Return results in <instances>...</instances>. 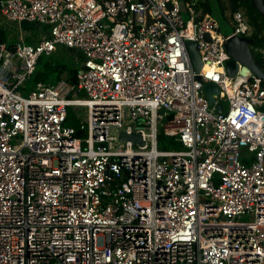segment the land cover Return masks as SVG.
I'll return each instance as SVG.
<instances>
[{"label":"built area","instance_id":"1","mask_svg":"<svg viewBox=\"0 0 264 264\" xmlns=\"http://www.w3.org/2000/svg\"><path fill=\"white\" fill-rule=\"evenodd\" d=\"M0 18L45 28L0 42V264H264V81L226 71L241 11L230 33L183 0H0ZM62 49L75 83L28 88Z\"/></svg>","mask_w":264,"mask_h":264},{"label":"trees","instance_id":"2","mask_svg":"<svg viewBox=\"0 0 264 264\" xmlns=\"http://www.w3.org/2000/svg\"><path fill=\"white\" fill-rule=\"evenodd\" d=\"M188 0H184L187 2ZM223 0H215V7L220 11V21L225 22L226 18L223 14L222 8ZM229 4L230 14L238 11H242L245 16L247 23L250 27L249 38L252 43L250 44V54L254 62L261 68H264V0H226ZM206 6L208 9H204L202 15L213 13V8L207 2ZM210 7V8H209ZM196 14V13H195ZM201 16H198L197 19H200ZM0 42L7 43V38L2 29H0ZM26 42L29 43V39H26ZM12 46V44H9ZM52 55H50L51 57ZM46 57V56H45ZM48 57V56H47ZM39 61L37 62L36 69L34 74L28 81V88H31L34 84L38 82L55 84L61 80V76L64 71L67 70L68 78L66 81L69 83H75V72L77 68L70 69L66 64L61 62H51L46 66L44 72L38 71ZM71 114L68 115V123L75 125L70 120ZM158 148L160 150H169V149H180V145L176 142H173L171 139L165 138L162 134H159L158 137Z\"/></svg>","mask_w":264,"mask_h":264},{"label":"water","instance_id":"3","mask_svg":"<svg viewBox=\"0 0 264 264\" xmlns=\"http://www.w3.org/2000/svg\"><path fill=\"white\" fill-rule=\"evenodd\" d=\"M253 2H256V0H253ZM251 43L252 41L249 37H231L226 41L225 49L231 57L230 61L226 63V71L228 76L232 77L235 75L238 69L237 63H239L241 65L239 70L240 75L247 76L249 74H253L264 81V70L254 62L250 54ZM186 45L192 66L194 70L198 72L201 67V61L196 46L191 42H188ZM204 92L206 94L207 103L212 105L214 102L213 96L218 95L217 88L212 84H206L204 86ZM216 109L217 111H221V107L219 105H216ZM76 136L80 137L82 136V133L78 132ZM119 140L123 142L130 141L142 144L140 135L136 133L131 135L120 133Z\"/></svg>","mask_w":264,"mask_h":264},{"label":"rangeland","instance_id":"4","mask_svg":"<svg viewBox=\"0 0 264 264\" xmlns=\"http://www.w3.org/2000/svg\"><path fill=\"white\" fill-rule=\"evenodd\" d=\"M222 8L224 10L223 14H224L226 20H228L231 14H230V9H229V4L226 0L222 1ZM212 16L214 18H216L220 22V24L223 25L222 30L224 32L230 33V29H227L224 26V22L220 21V19H219L220 16H222L220 14V11L213 8ZM182 17L184 20H186L188 15L184 12V13H182ZM11 26L12 27H10V25H8V23L0 26V28L4 31V33L6 35L8 45L15 43L19 38V25L15 23ZM23 30L22 31L25 32V34H27V33H30L31 35L34 34V36L37 38L43 33L44 27L38 26L34 30H28V29L23 28ZM36 38L32 37V40L36 41L35 40ZM51 62L64 63L67 65L68 71H69L70 69L77 68L78 65L82 62V59H81L80 54L75 52V51L64 50V49L58 50L55 53H53L51 57L50 56H48V57L42 56L40 58L39 65H38V71L44 72L46 69V66L48 64H50ZM67 78H68V74H67V70H66L63 72L61 79L66 80ZM222 107L224 109H226L225 104H222ZM262 110L264 111V108ZM85 118H86V111L82 110L81 119L85 120ZM242 220H247V219L243 218Z\"/></svg>","mask_w":264,"mask_h":264},{"label":"crops","instance_id":"5","mask_svg":"<svg viewBox=\"0 0 264 264\" xmlns=\"http://www.w3.org/2000/svg\"><path fill=\"white\" fill-rule=\"evenodd\" d=\"M207 2L210 4V6L212 7V8H215L216 10H218L217 9V7H215L214 5H215V0H188L187 2H184V0H183V3L184 4H187V5H190V7H192V9L194 10V12L196 13V15L197 16H203L202 15V13H203V11H204V9H208V7L206 6V4H207ZM210 8V7H209ZM219 11V10H218ZM205 15V14H204ZM1 25H4V22L1 20V18H0V26ZM8 25H10V27H12L11 25H13V23H8ZM39 25L38 24H28V23H22L21 25H19V38H18V40L20 41V33H25V32H23L24 30H23V28H25V29H28V30H34L35 28H37ZM35 27V28H34ZM1 29V28H0ZM23 30V31H22ZM44 31H45V28H44V30H43V33L41 34L42 36H43V34H44ZM27 35L30 37V39L32 38V37H34V38H36L35 36H34V34H30V33H27ZM40 35V36H41ZM41 36V37H42ZM16 41L15 43H13V44H16V43H18L19 41ZM26 41V40H25ZM24 41V42H25ZM30 41V40H29ZM261 68V67H260Z\"/></svg>","mask_w":264,"mask_h":264}]
</instances>
